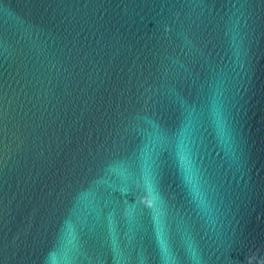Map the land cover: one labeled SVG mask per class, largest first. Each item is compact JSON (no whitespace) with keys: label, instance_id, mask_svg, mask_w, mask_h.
<instances>
[{"label":"water","instance_id":"95a60500","mask_svg":"<svg viewBox=\"0 0 264 264\" xmlns=\"http://www.w3.org/2000/svg\"><path fill=\"white\" fill-rule=\"evenodd\" d=\"M0 264H264V0H0Z\"/></svg>","mask_w":264,"mask_h":264},{"label":"snow or ice","instance_id":"6c2138e0","mask_svg":"<svg viewBox=\"0 0 264 264\" xmlns=\"http://www.w3.org/2000/svg\"><path fill=\"white\" fill-rule=\"evenodd\" d=\"M151 135L155 138L161 148H163L169 141L170 137L168 132L158 126L153 125ZM144 153L141 152V157L138 158L133 155L131 157H126L121 163L124 167L126 172L135 173L137 168H139L140 174L142 175L143 179V186L147 189L148 194L151 196V204L149 207L145 208L143 205L137 204L134 209H130L127 213V218L131 221L135 219L137 216H151L153 219L157 221V225H159L160 221L163 219L161 208L163 207L160 198L155 194V188L153 186V181L155 179V160L152 159L151 156H148L146 159L144 158ZM177 155L181 162V167L186 169L188 175L191 177L193 175V170L191 168V161L188 159L186 154L184 153L183 149L177 145ZM193 188L195 189V185L193 184ZM170 241V236L161 231L160 232V254L166 255L167 254V245Z\"/></svg>","mask_w":264,"mask_h":264}]
</instances>
